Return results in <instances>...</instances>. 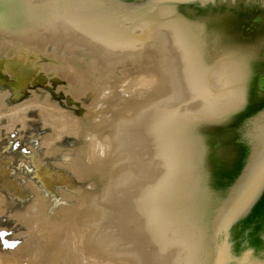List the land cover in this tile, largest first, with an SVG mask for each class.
I'll list each match as a JSON object with an SVG mask.
<instances>
[{"label": "rangeland", "instance_id": "1", "mask_svg": "<svg viewBox=\"0 0 264 264\" xmlns=\"http://www.w3.org/2000/svg\"><path fill=\"white\" fill-rule=\"evenodd\" d=\"M27 1L39 7L54 0ZM110 1L113 9H102L96 0L75 3V10L47 19L44 11L28 14L31 19L26 22L40 25L36 36L42 38L33 37L34 44L15 41L13 47L14 38L23 41L25 36L0 32V62H22L27 73L16 76L4 67L0 74V154L13 158L9 167L20 177L21 190L0 186V195L8 201L0 215V264H194L188 243L177 239L179 226L165 200L174 186L172 131L196 127L186 118L211 113L201 117L210 121L232 114L240 104H228V88L217 77L209 84L207 66L201 70L198 59L195 64L186 58L185 42L190 40L181 23L172 24L179 19L174 12L161 3L144 4L148 0ZM131 2L141 6L134 9ZM150 18L155 20L150 21L153 28L143 22ZM29 67L35 72L29 73ZM98 101L99 111L92 107ZM25 102L36 105L24 108L27 128L23 129L21 122L11 124L9 117ZM46 107L53 111L51 118L55 114L64 120L69 116L72 122L83 120V138L65 135L55 155H46L42 145L51 133L42 121ZM89 128L97 131V138ZM39 165L55 173L43 178H52L49 183L61 180L59 175L70 183L48 192L37 180ZM28 182L40 190L38 200L45 202L41 210L51 218L50 225L38 224L35 216L20 219L27 223L15 217L36 200L26 188ZM33 219L36 226L33 223L30 232ZM36 227L38 231L33 230ZM32 233L39 236L37 241ZM37 247L48 257H41Z\"/></svg>", "mask_w": 264, "mask_h": 264}, {"label": "water", "instance_id": "2", "mask_svg": "<svg viewBox=\"0 0 264 264\" xmlns=\"http://www.w3.org/2000/svg\"><path fill=\"white\" fill-rule=\"evenodd\" d=\"M11 1L27 20L28 14L44 11L47 19L76 9L74 3L96 0H54L39 7ZM136 2L129 7L141 6ZM155 3L178 16L202 66L226 59L245 91L232 114L172 131L174 186L165 199L171 216L186 237L194 264H264V0L144 4ZM100 4L102 9L114 6L110 0Z\"/></svg>", "mask_w": 264, "mask_h": 264}, {"label": "bare ground", "instance_id": "3", "mask_svg": "<svg viewBox=\"0 0 264 264\" xmlns=\"http://www.w3.org/2000/svg\"><path fill=\"white\" fill-rule=\"evenodd\" d=\"M0 1H2V5L0 6V32L1 33H3V34H6V35H8V34H10L9 33V30H11L12 31V33H13V35L14 34H16V35H24L25 36V40H17V39H15L14 38V42H12V41H10V42H12L13 44L11 45V46H16V44L18 43V44H24V43H33L34 44V40H32V38L33 37H37L38 39L39 38H42V37H39V36H36V34L38 33V29L40 28V25H33V26H31L30 28H27V27H22L21 29L19 28V24L21 23V21H25L26 20V18H25V15H24V12H21V13H19V12H17L18 10H20V9H18L17 11H16V9L17 8H15V6L13 5V4H11V0H0ZM82 2V1H81ZM75 4V3H74ZM87 4V3H86ZM40 5H42V4H40ZM90 5V4H89ZM75 6H77V5H75ZM81 6V5H80ZM78 7V6H77ZM82 7H84V6H82ZM52 9H54V10H57V8H54V7H52ZM73 9V8H72ZM84 9H86V8H84ZM26 10L27 11H29V12H33V9H31V7H29V6H27L26 7ZM75 10V9H74ZM88 11V10H87ZM68 13V12H67ZM85 13V12H84ZM83 13V14H84ZM77 14H79V13H77ZM81 14H82V12H81ZM82 14V15H83ZM80 15V14H79ZM86 15V14H85ZM84 15V16H85ZM60 16V15H59ZM21 17H23L24 18V20H22V18ZM61 17V16H60ZM87 21V20H86ZM107 21V20H106ZM150 21H155V20H152L151 18L150 19H146L145 21H143L144 22V25H146V26H149L150 28H153V22H150ZM27 22H29V21H27ZM67 22H68V20H67ZM72 22V21H71ZM176 22L177 23H181L180 22V20L179 19H175V20H173V22H172V24H174L175 26L177 25L176 24ZM25 23H26V21H25ZM74 23H75V21H74ZM88 23H91V22H88ZM142 25V24H141ZM161 25V24H160ZM159 25V26H160ZM26 26V25H25ZM59 26V25H58ZM62 28H65V27H61V29ZM55 29V28H54ZM66 30H67V28H66ZM69 30V29H68ZM177 30H178V28H177ZM68 32V31H67ZM56 34H59V33H55V35ZM13 35H11V37L13 36ZM52 36V35H51ZM50 36V37H51ZM57 36V35H56ZM61 36V35H60ZM9 37V36H8ZM84 38V37H83ZM86 38V37H85ZM84 38V39H85ZM94 38V37H93ZM81 39V38H80ZM95 39H97V38H95ZM95 39H92V41H94ZM15 41H18L17 43L15 42ZM83 41V40H82ZM97 41V40H96ZM38 42V41H37ZM16 43V44H15ZM40 44H41V42H39ZM189 43V44H188ZM188 43H186L185 42V46H186V48H187V52H186V58H188V60L190 61L191 59H194V61H195V64H196V61L197 62H199L200 60H199V58H198V56H197V54H196V52H195V50H194V48H193V46H192V44H190V42H188ZM199 61H198V60ZM4 63L5 62H3V61H1L0 62V74H1V69H3L4 67L5 68H8L9 70H11L12 72H13V74H15L16 76H19V75H26L25 74V71L23 70L24 68H25V66L22 64V62H6V66L4 65ZM195 65H193V67H194ZM205 66H207V68L209 69L208 70V72L210 73V75H205L204 73H203V75H205V77H206V80L205 81H207L209 84H210V80L212 79V81L215 79V77H217L216 79H217V81H218V83L220 84V85H223L224 84V88L225 87H227L228 89H227V92H228V96H229V102H228V104H231V106H233L235 103H239V104H241V101H242V98H240L239 99V95L240 94H243V92H242V90H243V88H242V86L240 85V83H239V81H238V79L236 78V76H235V74L233 73V71H232V69L230 68V66H229V64L227 63V61H226V59H224V60H220V61H217L216 63H212V64H207V65H205ZM201 67H202V64H201ZM204 67V66H203ZM203 67L201 68V70H204L203 69ZM51 70V69H50ZM28 71H29V73H34L35 71H34V69L32 68L31 69V67H29L28 68ZM64 73V72H63ZM63 75V74H62ZM62 77V76H61ZM214 77V78H213ZM220 77V78H219ZM70 78V77H69ZM21 80V82H22V80H23V78L22 79H20ZM71 80V79H70ZM28 84V80L26 79V85ZM169 84V83H168ZM25 85V86H26ZM103 88H105V87H103ZM102 87L101 88H99V90H102L103 89ZM210 88H211V85H210ZM210 88L209 89H207V92H208V90H209V93L211 94L212 92H211V90H210ZM109 89V88H108ZM196 91H198V93H200V91H201V86H200V88L198 87L197 89H196ZM109 92V91H108ZM245 92V91H244ZM107 93V92H106ZM208 93V94H209ZM108 94V93H107ZM207 94H205L204 96H206ZM210 96V95H209ZM233 96V97H232ZM238 100V101H237ZM233 101H235V102H233ZM33 102H35L36 103V101H33ZM28 103H30V105L28 104ZM28 103H24V105H21V106H19V107H17L16 108V110H14V111H11V112H15L16 111V113H14L16 116H17V118L15 117L14 118V114H13V117H9V121L11 122V124H16L15 122H21V126H22V128L23 129H26L27 128V120L25 119L26 118V115H27V111L25 112V111H23L24 110V108L26 109V105H29V106H31L32 104H34V105H36L35 103H32V102H28ZM32 103V104H31ZM98 104V105H97ZM96 105L95 104H92V107L95 109V110H97V108H96V106H98L99 108L102 106V103L101 102H99L98 101V103H97ZM51 105V104H50ZM29 106H27L28 108H29ZM38 106V105H37ZM51 106H53V105H51ZM48 107H50V106H48ZM43 108V107H42ZM21 109V110H20ZM44 109V108H43ZM53 109V108H52ZM51 109V110H52ZM18 110H20V111H18ZM27 110V109H26ZM34 110H36V109H34ZM46 110H47V107L45 108V111L44 112H42V121H43V126L45 127V128H50L51 129V133H48L43 139H42V145L44 146V148H45V154L46 155H55V154H57L60 150H61V147H62V144H61V141L63 140V138H64V136L65 135H73V136H75L76 138L78 137V138H83V130L84 129H82V125H83V120H74L73 122H72V120H70L69 119V116H66V118H68L67 120H64L63 118H61L62 119V121L64 120V122H58V123H56V122H54L53 120L54 119H60L59 117H57V118H54V116H55V114H54V116L51 118V115H53L52 113H53V111H52V113L51 112H49L48 110V112H46ZM50 110V109H49ZM37 111V110H36ZM97 111H99V110H97ZM1 112V111H0ZM31 112V111H30ZM58 112H59V110H58ZM62 112V111H61ZM29 113V112H28ZM186 113V112H185ZM188 113V112H187ZM1 114V113H0ZM31 114H32V112H31ZM58 114V113H57ZM212 115L211 113H208V114H202V115H196V116H192L191 117V119L190 118H186V120L184 119V118H182V119H184L185 121H189V120H193V121H195L194 123H196V127H197V125L199 124V122L200 121H202L203 119L201 118L202 116H204V115ZM61 116H63V114H60ZM118 115V114H117ZM184 115H186V114H184ZM57 116V115H56ZM55 116V117H56ZM59 116V115H58ZM113 117V116H112ZM75 119V118H74ZM1 120V119H0ZM116 120V119H115ZM8 121V124L10 123ZM3 122V121H2ZM56 123V124H55ZM103 123H105V122H103ZM113 123H114V120H113ZM7 124V125H8ZM112 124V123H111ZM111 124H110V126H111ZM1 125V124H0ZM19 126V125H18ZM47 126V127H46ZM178 126V125H177ZM181 126V125H180ZM193 126V125H192ZM107 127H109V125L107 126ZM112 127V126H111ZM7 128V127H6ZM104 128V127H103ZM114 128V127H113ZM177 128V127H176ZM90 129V128H89ZM91 130V129H90ZM91 133H94V134H91L92 136H94V137H96L97 138V135H98V133H97V131H92L91 130ZM0 137H1V135H0ZM95 140L96 139H94L93 140V142L92 143H94L95 142ZM2 142V141H1ZM107 143H109V142H107ZM96 160V159H95ZM98 160V159H97ZM72 163L73 164H75L74 163V161H72ZM29 184H27V189L30 191V192H32V193H34V195L36 196V200L34 201V203L26 210V211H24V212H20V213H17L16 215H15V217L20 221V222H22V223H27L26 221H28L29 220V218H33V216H35V218H36V222H37V220H38V224L39 223H43L44 225L46 224V225H50V217H48L47 215H46V213L45 212H42V210H41V208H42V206H45V202L43 203L41 200H38L39 198H38V196H39V194H40V190L38 189V187L35 185V184H33L32 182L30 183V182H28ZM4 187H6V189H7V191H10L11 189H13L15 192H18V193H21V190L17 187V185L16 184H14V183H12L11 185L10 184H8V185H4ZM5 197V196H4ZM3 196H1L0 195V215L1 214H4L5 212H6V210H7V206H8V201H7V199H5ZM170 208V207H169ZM36 213H40V214H42V215H35ZM171 213H173L171 210H170V214ZM38 217H40L39 219H37ZM20 219H24V220H26V221H24V220H20ZM31 221H32V219H30ZM34 221L32 222V223H30L31 224V226H30V224H29V229L30 228H32L33 226H32V224L34 223L35 224V219H33ZM42 220H43V222H42ZM30 222V221H29ZM28 226V225H27ZM35 226H36V224H35ZM34 226V227H35ZM38 226V225H37ZM42 226V225H41ZM42 229V228H41ZM31 230V229H30ZM29 230V231H30ZM33 230H37L38 231V228L36 227V228H34ZM37 231H35V233L37 232ZM30 232H32V230L30 231ZM40 232V231H39ZM42 233H43V229H42V231H41ZM35 233H32V235L33 234H35ZM38 233V232H37ZM40 234V233H39ZM42 236L41 237H43V235L44 234H41ZM45 235H48V233L47 234H45ZM51 235H53V234H51ZM33 236H35V235H33ZM38 236V235H37ZM37 236H35L36 237V239L34 238V240H36L37 241ZM176 236H177V239H179V240H181V241H186L187 242V240H186V237H185V235H184V233H183V231H182V229H181V227L179 226V229H178V232H176ZM39 237V236H38ZM45 237V236H44ZM48 237V236H47ZM47 237H45V239L47 238ZM40 239H42V238H39V240ZM48 239V238H47ZM31 240V239H30ZM38 240V241H39ZM44 241L45 240H43V244H44ZM47 242H49L48 240H46ZM34 243V242H33ZM35 243H37V242H35ZM38 243H40V242H38ZM188 243V242H187ZM189 245V244H188ZM26 248V247H25ZM37 248H39V247H37ZM41 248V247H40ZM40 248H39V252H38V250H37V252L40 254ZM44 248V247H43ZM77 249V248H76ZM44 250V249H43ZM48 250V249H47ZM67 250V249H66ZM26 251V250H25ZM41 251H42V249H41ZM45 251V250H44ZM63 251V250H62ZM68 251V250H67ZM69 251H71V250H69ZM192 251V250H191ZM51 252H52V250H51ZM51 252H50V256L53 254H51ZM64 252H65V250H64ZM81 252V251H80ZM45 253H46V251H45ZM55 253V252H54ZM70 253V252H69ZM75 253V252H74ZM37 254V253H36ZM63 254V253H62ZM65 254H66V252H65ZM68 254V253H67ZM66 254V255H67ZM33 255V254H32ZM42 255V256H41ZM43 255H46V254H40V256L41 257H43ZM71 255V254H70ZM70 255H68V257H70ZM76 255V254H75ZM16 256V255H15ZM39 256V257H40ZM47 256V255H46ZM53 256V255H52ZM52 256H51V258H52ZM57 256V255H56ZM61 256V255H60ZM72 256V255H71ZM78 256V255H77ZM81 256V255H80ZM188 256H189V253H188ZM192 256L194 257V255H193V252H192ZM10 257V256H9ZM36 257V256H35ZM48 257V256H47ZM64 257V256H63ZM67 257V256H66ZM67 257V258H68ZM76 257V256H75ZM74 257V258H75ZM2 258V257H1ZM6 258V257H5ZM58 258V257H57ZM72 258V257H71ZM73 258V259H74ZM82 258V257H81ZM7 259V258H6ZM6 259H5V261H6ZM12 261L14 260L13 258H10ZM15 259H16V257H15ZM35 259H38V258H35ZM55 259H56V257H55ZM55 259L53 258V260L55 261ZM64 259V258H63ZM66 259V258H65ZM64 259V260H65ZM72 259V260H73ZM92 259V258H91ZM8 260H9V258H8ZM7 260V261H8ZM10 260V263H12V261ZM17 260V259H16ZM43 260V259H42ZM41 260V258H40V261H42ZM70 260V259H69ZM94 260V259H93ZM194 260H196L195 259V257H194ZM193 260V261H194ZM2 261V260H1ZM38 261V260H37ZM36 261V262H37ZM47 261V260H46ZM57 261V260H56ZM73 261H75V260H73ZM14 262H15V260H14ZM39 262V261H38ZM53 262V261H52ZM58 262V261H57ZM67 262V261H66ZM70 262V261H69ZM72 262V261H71ZM86 262H88V261H86ZM16 263H17V261H16ZM34 263V262H33ZM39 263H41V262H39ZM55 263V262H54ZM94 263V262H93ZM96 263V262H95ZM5 264V263H4ZM38 264V263H37ZM42 264V263H41ZM68 264H70V263H68ZM74 264V263H73Z\"/></svg>", "mask_w": 264, "mask_h": 264}, {"label": "flooded vegetation", "instance_id": "4", "mask_svg": "<svg viewBox=\"0 0 264 264\" xmlns=\"http://www.w3.org/2000/svg\"><path fill=\"white\" fill-rule=\"evenodd\" d=\"M11 159H13V158H10V157L5 156V155L2 157V154H0V186L3 188H6V187H4L5 184L11 185L12 183H14L17 185L18 184L17 180H18V178H20V177H15L14 174H12V170L9 167V163H10ZM35 159L36 158L33 157L32 160L34 161ZM35 174H36L37 180L40 182V184H42L43 187L48 192H51V193L55 192V189H53V188H55V186L60 185V184H64V183H66V184L70 183V180H68V181L65 180V182L63 181L64 175H59L61 177V180H59L57 183H53V182L49 183V182L53 181V179L52 178L50 179V177H48L49 178L48 181H47V179L44 180L43 178L45 177V175L48 174L49 176L54 177V174H55L48 167L44 168V167H41L40 165L37 166ZM17 187H18V185H17Z\"/></svg>", "mask_w": 264, "mask_h": 264}]
</instances>
